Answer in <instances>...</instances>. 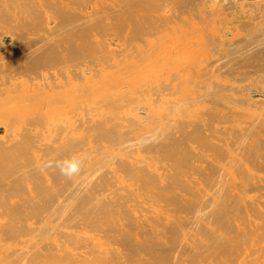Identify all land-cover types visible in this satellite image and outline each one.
<instances>
[{"label": "bare ground", "instance_id": "6f19581e", "mask_svg": "<svg viewBox=\"0 0 264 264\" xmlns=\"http://www.w3.org/2000/svg\"><path fill=\"white\" fill-rule=\"evenodd\" d=\"M0 264H264V0H0Z\"/></svg>", "mask_w": 264, "mask_h": 264}]
</instances>
